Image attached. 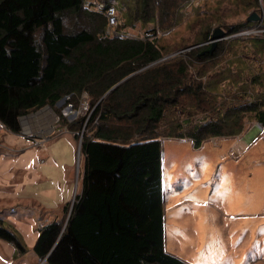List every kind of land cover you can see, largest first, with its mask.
<instances>
[{"label":"trees","instance_id":"16d2710c","mask_svg":"<svg viewBox=\"0 0 264 264\" xmlns=\"http://www.w3.org/2000/svg\"><path fill=\"white\" fill-rule=\"evenodd\" d=\"M87 1L0 0V124L19 134L21 116L54 108L63 97L78 107L85 94L89 108L76 122L87 127L81 191L60 221L39 229L33 252L47 258L45 264H188L165 251L160 138H187L197 148L240 133V111L256 113L264 128V111L245 103L186 127L166 122L184 101L195 112L215 110L206 99L218 83L201 78L215 65L216 49L162 60L152 40L109 36L103 15L108 6L94 11ZM261 1L246 4L255 11ZM142 4L146 12L148 0ZM195 65L198 78L191 80L188 70ZM74 124L65 125L75 131ZM0 239L16 254L26 252L2 219Z\"/></svg>","mask_w":264,"mask_h":264},{"label":"rangeland","instance_id":"374dc122","mask_svg":"<svg viewBox=\"0 0 264 264\" xmlns=\"http://www.w3.org/2000/svg\"><path fill=\"white\" fill-rule=\"evenodd\" d=\"M246 3L247 0H148L145 12L142 0H88L85 7L94 11L112 8L113 13H103L109 36L152 40L165 60L179 54L188 60L189 53L210 48L215 29L223 31L215 47L216 63L206 67L201 78L204 83H218L216 91L206 99L212 100L215 110L195 112L184 101L166 117V122H183L186 127L222 117L245 103L259 104L260 111H264V33L253 31L259 22L247 21L253 12L264 18V2L255 11ZM145 18L149 21H143ZM247 23H252L251 27L229 32ZM188 77L197 80L196 65L190 66ZM78 111V107L69 109L64 103H55L54 108L45 106L20 117L22 130L40 126L48 135L57 134L48 132L52 127L75 123L72 128L79 132L76 143L69 133L43 140L42 150L49 153L43 162L37 150L33 153L28 149L30 139L21 133H10L0 124V216L26 249L16 254L13 245L0 239V264H45L32 249L39 233L33 215L41 216V210L57 211L59 201L68 198V188H62L61 193L57 187L64 186V175L71 168V193L81 191L84 158L80 142L87 127L76 122L87 117L89 108L84 115L83 110L81 114ZM240 114V133L210 138L197 148L187 138H160L164 246L168 254L185 263L264 264V128L256 113ZM60 130L64 129H57ZM21 149L24 151L17 152ZM50 163L53 166H47ZM45 188L54 190V199L46 198Z\"/></svg>","mask_w":264,"mask_h":264},{"label":"crops","instance_id":"0c3cea01","mask_svg":"<svg viewBox=\"0 0 264 264\" xmlns=\"http://www.w3.org/2000/svg\"><path fill=\"white\" fill-rule=\"evenodd\" d=\"M41 111V110H40ZM34 130H36V131H38V130H42V128L39 126V127H37L36 129L34 128V127H32ZM58 128H63L64 130H60V131H57V129ZM52 131H54V132H57V134H53L52 136H49L48 135V133H46L45 135H47V137H48V139L49 138H52V137H56V136H59V135H62V134H64V133H69L70 134V136L72 137V139L74 140V142L76 143V139H75V131H71L68 127H67V125H65V124H59L58 126H55V127H52V128H50V130L48 131V132H52ZM44 135V136H45ZM27 144H28V149H32V152L33 153H35L36 151L35 150H37L38 151V155H39V161H41V162H43V160L45 159V158H47L48 156H49V153L48 152H46V151H44V150H42V149H44L42 146H39V147H33V146H31L32 144L27 140ZM47 144H49V143H47ZM24 148H26V145L24 146ZM24 150L23 149H21V150H19V151H17V152H23ZM47 166H49V167H51V166H53L51 163H50V165H47ZM65 177H64V182H65V184H64V186L62 187V186H58L57 187V190H58V192H61V190H62V188H65V190L68 188V190H69V195H68V198L66 197L65 199H63L62 201H59V203H60V205H59V207L57 208V211L56 210H53V209H51V210H47V211H45L44 212V210H41V212H43L42 214H41V216H39V215H37V214H35V215H33L34 217H35V219L38 221V223H37V226H38V224H39V226H38V231H39V229L42 227V226H44V225H46V224H49L50 222H53V221H60L63 217H64V210H65V206L67 205V204H72L73 202H74V198H75V190H73V194L71 193V186L69 185V182L70 183H72V180H73V170H72V168H71V172L70 173H67L66 175H64ZM51 179H49V181H50ZM41 181V180H40ZM59 185V184H58ZM62 193V192H61ZM51 194H54V190L53 189H44V195L46 196V198L47 199H54V198H52L51 197ZM11 210H13V211H16V209L15 208H11ZM49 212H50V215H47V214H49ZM255 215H258V213H256ZM60 216V217H59ZM0 219H2L3 221H4V219L0 216ZM14 225V224H13ZM38 237V236H37ZM37 239V238H36ZM35 242H36V240H35ZM35 242H34V244H35ZM34 246V245H33ZM32 249H33V247H32ZM38 258V257H37ZM39 259V258H38Z\"/></svg>","mask_w":264,"mask_h":264},{"label":"built area","instance_id":"2783aa9c","mask_svg":"<svg viewBox=\"0 0 264 264\" xmlns=\"http://www.w3.org/2000/svg\"><path fill=\"white\" fill-rule=\"evenodd\" d=\"M104 7H102V9H103ZM106 12L108 13H113V9L112 8H107L106 9ZM262 12H264V7H262ZM112 15V14H111ZM111 20H113V18L111 17ZM262 20H264V18H262L261 17V19H260V21H258L259 23H258V25H256V27L254 28V32H261V33H264V28H262V27H264V24H262ZM112 24H113V22H112ZM246 33H249L248 31L246 32ZM219 41V40H218ZM203 46H205L206 45V43H204V44H202ZM197 47V46H196ZM196 47H194V48H196ZM67 99V98H66ZM65 102H66V100H65ZM65 102H64V104H65ZM80 103L81 104H79V106H78V109H79V111H78V113H80L81 114V111L80 110H83V114L82 115H84L86 112H87V107H88V104H87V97H86V95L85 94H83L82 95V98H81V100H80ZM65 106L67 107V108H69V109H72L73 108V106H72V104H70V103H66L65 104ZM68 110V109H67ZM68 116H71V115H68ZM22 117V116H21ZM20 119V118H19ZM20 123V122H19ZM21 127V126H20ZM20 133L22 134V135H25V137L26 138H28V139H30L31 140V144L34 146V147H39V146H41V144H42V142H43V140L44 139H48V137H47V135H45L46 133H45V131H43V130H38V131H36V130H34L33 128H31V127H26L24 130H20ZM45 135V136H44ZM49 136H52V134L51 135H49Z\"/></svg>","mask_w":264,"mask_h":264},{"label":"water","instance_id":"95a60500","mask_svg":"<svg viewBox=\"0 0 264 264\" xmlns=\"http://www.w3.org/2000/svg\"><path fill=\"white\" fill-rule=\"evenodd\" d=\"M261 19V16L258 15L256 12H253L250 14V16L247 18V21H260ZM223 35V31L219 30V29H215L214 32L212 33L211 35V40L209 41V44H210V48L208 49V52H212L216 45H217V41L221 38V36ZM200 46H203L202 44L200 45H197V47H200ZM196 47V46H195ZM193 49V48H190V50ZM165 58H162V60H164ZM124 81V80H123ZM114 88V87H113ZM112 88V89H113ZM66 100V97H63L61 98L59 101L56 102V105H59V104H62L64 103ZM261 126V125H260ZM81 143V142H80ZM71 210V209H70ZM70 212V211H69ZM68 217V216H67ZM46 259L45 258L43 261L44 263L46 262Z\"/></svg>","mask_w":264,"mask_h":264}]
</instances>
